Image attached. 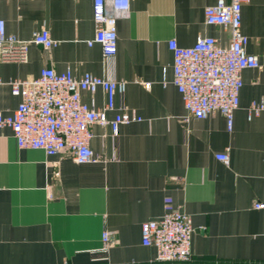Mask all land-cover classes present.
I'll list each match as a JSON object with an SVG mask.
<instances>
[{
	"label": "crops",
	"instance_id": "0c3cea01",
	"mask_svg": "<svg viewBox=\"0 0 264 264\" xmlns=\"http://www.w3.org/2000/svg\"><path fill=\"white\" fill-rule=\"evenodd\" d=\"M218 0H131L130 15L118 20V48L104 60L94 37L93 0H0L8 34L31 39L47 28L52 48L32 43L26 62H0V76H38L43 67L71 69L76 76L111 74L126 82L120 111L142 118L120 126L94 125L91 147L97 162L79 164L68 152L48 155L19 148L13 130L0 135V264H264V110L249 118L253 102H264V0L243 6L247 50L260 68L242 72L240 106L230 131L225 116L185 118L187 110L173 80L168 42L193 45L214 36L221 45L229 29L205 23V9ZM231 1V0H226ZM167 80V85L163 80ZM145 82H150L146 88ZM98 107L101 88L83 92ZM21 98L1 87L4 114ZM229 151L230 163L216 158ZM182 209L193 221L192 256L158 261L156 248L142 244V223ZM111 232L109 252L102 233Z\"/></svg>",
	"mask_w": 264,
	"mask_h": 264
},
{
	"label": "built area",
	"instance_id": "2783aa9c",
	"mask_svg": "<svg viewBox=\"0 0 264 264\" xmlns=\"http://www.w3.org/2000/svg\"><path fill=\"white\" fill-rule=\"evenodd\" d=\"M251 0H218L205 9V23L220 25L231 32L227 45H221L214 36L199 37L191 46H182L176 39L168 42L173 52V80L182 95L187 115L185 118H207L215 111L221 112L231 131L234 114L240 106L243 87L242 72L246 68H260L257 55L249 53V36L242 31L243 6ZM131 0H93L94 37L87 40L89 46L100 44L105 62L110 64L117 53L118 20L130 15ZM45 48L57 45L47 28L36 32L31 39H20L8 34L6 22L0 17V62H26L30 44ZM167 80L163 84L167 85ZM7 84L14 96L21 98L16 110L4 114L0 106V135L4 127L13 130L19 148L42 149L48 155L68 152L79 163L97 162L99 158L91 147L94 125L110 126L117 138L120 126L142 118L120 105L114 118L108 112L117 108V96L123 100L126 82L111 74L98 76L86 72L76 76L71 69L56 72L43 67L38 76L10 78L0 76L1 87ZM146 88L151 83L145 82ZM106 93V104L98 107L95 98L89 102L83 92L95 94L99 89ZM264 110V102H253L249 118ZM225 164L230 163L228 150L216 154ZM254 208L264 209V201L258 200ZM142 244L156 248L158 261H185L192 256L194 226L192 217L182 209H170L161 217L150 219L141 226ZM101 252L108 254L111 232L102 233Z\"/></svg>",
	"mask_w": 264,
	"mask_h": 264
}]
</instances>
